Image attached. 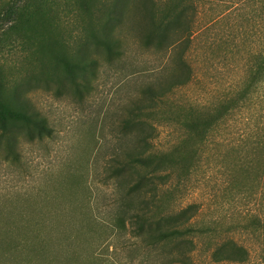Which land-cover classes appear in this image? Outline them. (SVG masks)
Segmentation results:
<instances>
[{
	"label": "rangeland",
	"instance_id": "obj_1",
	"mask_svg": "<svg viewBox=\"0 0 264 264\" xmlns=\"http://www.w3.org/2000/svg\"><path fill=\"white\" fill-rule=\"evenodd\" d=\"M155 1L184 13L192 80L132 116L160 74L182 73L134 33V0L111 31L122 55L90 42L97 65L80 92L66 65L105 29L111 0H37L18 16L24 0H0V102L27 93L49 129L20 130L12 152L0 141V264H167L124 214L149 212L120 183L135 175L121 162L138 131L151 144L138 169L158 177L154 216L196 211L190 264H234L213 257L230 241L264 264V0Z\"/></svg>",
	"mask_w": 264,
	"mask_h": 264
},
{
	"label": "trees",
	"instance_id": "obj_2",
	"mask_svg": "<svg viewBox=\"0 0 264 264\" xmlns=\"http://www.w3.org/2000/svg\"><path fill=\"white\" fill-rule=\"evenodd\" d=\"M36 1L24 0V6L15 7L18 8L16 15H20L22 10L30 9ZM132 1L111 0L101 19L106 25L105 29L97 34L82 38V42L76 51L78 60L73 65H66L69 77L66 78L75 92H80L89 87V78L94 74V68L97 65V58L88 49L90 42L94 44L96 49L104 50L109 58L122 55L123 44L121 39L114 36L111 31L114 26H120L122 29L127 24V8ZM134 3V20L131 23L134 33L140 36L147 46H155L159 51H170V58L179 64V70L181 69L182 73L170 76L160 74L155 85H150L143 91L149 97L150 105L142 106L140 105L141 102L137 103L136 107L130 111L132 116L148 108H153L159 99L179 87L187 86L192 80V72L186 61L187 37L184 36L190 29H187L188 31L186 29L180 30L184 26V13L178 12L173 17L160 15L155 0H134ZM185 24V26H189L187 25L188 22ZM172 30L173 35H170ZM124 124H128V127L131 126V119L125 120ZM139 125L141 124L135 123V126L138 127ZM20 130L27 131V135L31 139L36 136L43 139L49 133L46 119L33 108L27 93L22 96V94L17 95L14 91L11 104L0 102V141H5L9 152L15 149ZM141 132H136L134 148L125 151L124 161L121 162L123 168L134 171V181L132 180L127 184L124 181H120V183L126 190L125 198L136 194L140 204L146 207L149 212L145 214L142 210L128 213L130 210L124 208V214L131 215L130 221L137 226L136 231L152 250L155 252L157 250L163 251L160 256L167 264H190L195 243L190 238L193 230L188 225L193 222L196 211L193 206H190L174 215L160 218L154 216L151 209L155 203L159 187L158 177L155 175L143 176L139 171L140 168L138 169V166L143 163L151 151L147 134ZM128 184L129 187H127ZM213 257L216 262L225 261L234 264H247L250 261V254L247 249L235 241L220 245L214 251Z\"/></svg>",
	"mask_w": 264,
	"mask_h": 264
}]
</instances>
